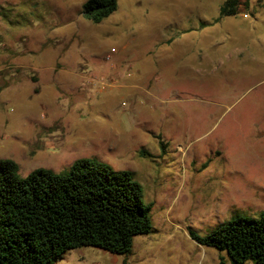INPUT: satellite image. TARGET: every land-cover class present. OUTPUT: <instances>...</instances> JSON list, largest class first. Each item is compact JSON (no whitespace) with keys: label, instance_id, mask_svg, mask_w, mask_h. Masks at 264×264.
Segmentation results:
<instances>
[{"label":"rangeland","instance_id":"1","mask_svg":"<svg viewBox=\"0 0 264 264\" xmlns=\"http://www.w3.org/2000/svg\"><path fill=\"white\" fill-rule=\"evenodd\" d=\"M85 1L0 0V161L129 171L151 229L54 264H230L189 231L264 209V0H117L99 24Z\"/></svg>","mask_w":264,"mask_h":264},{"label":"trees","instance_id":"2","mask_svg":"<svg viewBox=\"0 0 264 264\" xmlns=\"http://www.w3.org/2000/svg\"><path fill=\"white\" fill-rule=\"evenodd\" d=\"M246 1L224 0L219 17L238 15ZM116 8L117 0H87L81 14L99 24ZM17 170L13 161H0V264H54L82 247L127 255L134 237L151 229L150 205L129 171L96 159H79L61 174L39 169L21 178ZM189 236L225 251L230 264H264V209L258 218L236 217Z\"/></svg>","mask_w":264,"mask_h":264},{"label":"crops","instance_id":"3","mask_svg":"<svg viewBox=\"0 0 264 264\" xmlns=\"http://www.w3.org/2000/svg\"><path fill=\"white\" fill-rule=\"evenodd\" d=\"M239 14V13H238Z\"/></svg>","mask_w":264,"mask_h":264}]
</instances>
